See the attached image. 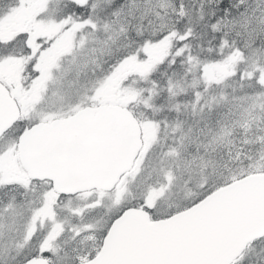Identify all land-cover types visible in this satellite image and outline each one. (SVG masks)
<instances>
[{"label":"snow or ice","instance_id":"6c2138e0","mask_svg":"<svg viewBox=\"0 0 264 264\" xmlns=\"http://www.w3.org/2000/svg\"><path fill=\"white\" fill-rule=\"evenodd\" d=\"M0 264H264V0H0Z\"/></svg>","mask_w":264,"mask_h":264}]
</instances>
